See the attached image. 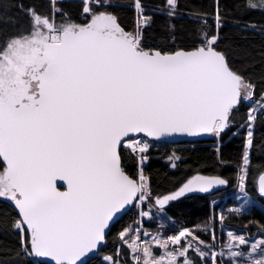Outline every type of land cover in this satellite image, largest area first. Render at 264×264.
<instances>
[{
    "label": "snow or ice",
    "instance_id": "1",
    "mask_svg": "<svg viewBox=\"0 0 264 264\" xmlns=\"http://www.w3.org/2000/svg\"><path fill=\"white\" fill-rule=\"evenodd\" d=\"M18 8L24 23L0 31V201L11 207L0 214V230L17 241L14 259L0 264H90L96 256L99 264H264V224L249 220L240 232L224 231L225 220L243 215L248 203L255 127L264 123V74L254 78L236 68L219 47L220 0L210 11H189L187 43L173 22L180 0L150 8L145 0H79L75 17L61 0ZM117 8L131 11L128 25ZM237 8L264 13V0ZM158 15L161 31L148 35ZM233 128L242 146L231 182L244 204L227 215L213 210L193 228L148 231L145 222L164 217L170 202L230 183L197 172L155 190L145 173L153 142L220 141ZM217 157L219 165L228 163L219 147ZM178 159L168 156L173 168ZM252 187L264 198V165ZM128 212L131 222L109 247L112 225ZM249 225H257L256 233Z\"/></svg>",
    "mask_w": 264,
    "mask_h": 264
},
{
    "label": "trees",
    "instance_id": "2",
    "mask_svg": "<svg viewBox=\"0 0 264 264\" xmlns=\"http://www.w3.org/2000/svg\"><path fill=\"white\" fill-rule=\"evenodd\" d=\"M36 4L40 7H46L48 0H0V31H12L18 24L24 23V18L19 12L18 5ZM79 0H61L64 9L75 17V10ZM122 2V0H114ZM160 0H145L150 8L152 5L159 3ZM213 0H180L181 16L174 19L176 24L177 36L183 35L187 43L188 34L191 24L188 21V13L194 8H200L205 11L211 10ZM243 3V0H220V6L224 15V26L220 30L219 47L224 50L230 62L246 74H251L258 78L264 74V33L259 31V26L264 25V13L259 10L243 11L238 10L237 5ZM116 12L120 15L121 23L128 25L132 20V13L128 9L117 8ZM163 17L157 16L156 24L150 30L148 35L158 36L161 29ZM14 22H16L14 24ZM239 22V23H238ZM248 22L257 25L256 30L244 29L243 23ZM244 109H242L243 111ZM235 129L226 130L222 134L220 141L215 137H210L207 141L177 145H157L152 144L149 152V160L145 163V173L150 177L152 186L157 191H166L180 180L187 179L190 175L197 172L201 175H221L228 178L230 183L210 194H189L170 202L167 212L162 217V221L168 225L179 227L188 226L193 228L196 225H202L209 219L216 210L212 207L211 201L218 194L233 190L235 188L233 180L236 172L235 161L238 158L242 146V136L233 135ZM256 146L251 151L252 171L248 177L249 197L254 200L258 206L253 207L249 214L243 216H234L225 220L227 227L244 229L249 220H255L258 224H264V198H261L253 189L252 182L256 169L264 165V123L257 122L255 127ZM217 147L219 154L224 161V165L218 164ZM175 153L179 157L175 160L176 167L173 168L168 161V156ZM131 171V169H129ZM215 208V209H214ZM11 207L0 201V214L10 212ZM133 212H128L113 226L109 233V247H111L112 235L126 223H130V217ZM171 219H168V218ZM147 227V225H144ZM147 228H155L150 226ZM252 233L257 231V225H249ZM16 237L0 230V261H10L14 259L11 250L16 247ZM90 264H99V256L93 257Z\"/></svg>",
    "mask_w": 264,
    "mask_h": 264
},
{
    "label": "rangeland",
    "instance_id": "3",
    "mask_svg": "<svg viewBox=\"0 0 264 264\" xmlns=\"http://www.w3.org/2000/svg\"><path fill=\"white\" fill-rule=\"evenodd\" d=\"M221 187H223V186H221ZM239 196H241V194L238 193L236 188H234L233 190L225 191V192H222V193L218 194L217 196H215V198L212 199V201H211L212 202L211 205H212V207L216 208L215 212L224 211L225 214L227 215V210L229 208L239 207L242 204H244V198L238 199ZM247 200H248V203L244 205V207H245L244 214H249L251 212V210L253 209V207L258 206V204L255 203L254 200H252V198H250L249 196L247 197ZM212 215H213V212H212L211 216ZM234 216H236V215H231V216H229V218H234ZM241 216H243V215H241ZM236 217H238V216H236ZM161 219H162V217L156 216L151 221H146L145 224L147 225V227L155 226V228H152V229L147 228V227H145V228L150 232H156L158 229L161 231H165V230L170 231L172 228L175 227V226L168 225L167 223H164ZM161 225L163 226V228L160 227ZM228 230L240 232L242 229L227 227L225 225V222H224V231L227 232ZM216 233H217V236L220 237L221 232H220L219 222H217ZM255 233H256V231H255ZM257 238H259V237H257Z\"/></svg>",
    "mask_w": 264,
    "mask_h": 264
},
{
    "label": "water",
    "instance_id": "4",
    "mask_svg": "<svg viewBox=\"0 0 264 264\" xmlns=\"http://www.w3.org/2000/svg\"><path fill=\"white\" fill-rule=\"evenodd\" d=\"M211 136H195V137H188V136H177V137H167L164 138L163 140L160 141H155L153 142L154 144H158V145H177V144H181V143H187V144H196V143H201V142H205L207 141ZM221 186H216V188L213 190H217L219 189ZM212 191V192H213ZM211 192V193H212ZM189 194H203V193H187L185 195H189ZM10 206V205H9ZM124 216V215H123ZM122 216V217H123ZM121 217V218H122ZM120 218V219H121ZM119 219V220H120ZM115 224V223H114ZM113 224V225H114ZM112 225V226H113Z\"/></svg>",
    "mask_w": 264,
    "mask_h": 264
}]
</instances>
